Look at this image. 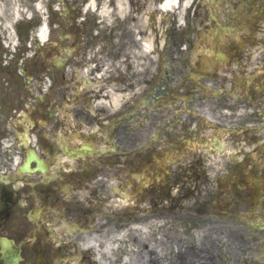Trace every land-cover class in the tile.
Returning <instances> with one entry per match:
<instances>
[{"label":"flooded vegetation","instance_id":"1","mask_svg":"<svg viewBox=\"0 0 264 264\" xmlns=\"http://www.w3.org/2000/svg\"><path fill=\"white\" fill-rule=\"evenodd\" d=\"M162 1L100 0L108 14L99 18L83 10L86 1L65 0V8L58 0L61 7L48 4L46 15L30 10L13 29V45L0 28V264H217L199 246L200 206L184 215L191 210L177 208L185 199L165 198V189H219L227 178L232 189L220 188V201L229 214L210 215L211 228L225 220L221 234L264 240V200L242 199L264 189V0H211L212 11L193 0L169 24ZM213 62L220 68L212 70ZM203 81L224 90L210 101L211 114L249 146L241 160L220 163L213 184L194 166L148 183L157 168L152 126L143 122L116 128V151L71 149L78 134L69 122L104 123L124 112L120 105L92 112L107 87L117 95L164 86L165 97L172 90L176 101L186 95L195 105ZM169 135L165 126L158 152L169 148ZM29 155L41 168L21 167ZM257 255L264 264V246Z\"/></svg>","mask_w":264,"mask_h":264},{"label":"bare ground","instance_id":"2","mask_svg":"<svg viewBox=\"0 0 264 264\" xmlns=\"http://www.w3.org/2000/svg\"><path fill=\"white\" fill-rule=\"evenodd\" d=\"M179 1L180 0H168L164 4L163 7L166 8V9L174 8ZM189 1L190 0H187L186 5H188ZM37 7H38L39 10L42 9V5L41 4H39ZM89 7H92V8L95 7L94 1L90 2ZM106 13H107V9L105 8V6H103L102 9H101V14L102 15H105ZM7 14H8L7 22L8 23H11V21L13 19H17L20 16H22L23 15V12L20 10V8H19V6L17 4L13 5L12 10H8L7 11L5 4L2 2V0H0V16L3 17V18H5ZM6 26L9 27V24H6ZM45 35H46V32H45V30H43L41 32V38L44 39L45 38Z\"/></svg>","mask_w":264,"mask_h":264},{"label":"rangeland","instance_id":"3","mask_svg":"<svg viewBox=\"0 0 264 264\" xmlns=\"http://www.w3.org/2000/svg\"><path fill=\"white\" fill-rule=\"evenodd\" d=\"M20 1H22V0H20ZM46 1H47V0H44L43 2L45 3ZM27 5L30 6L29 1L26 0L24 6L27 7ZM24 6H23V7H24ZM216 134H217V133H216ZM218 134H219V133H218ZM219 136L221 137L222 140L225 139V137H224L223 134H220ZM181 155H182L181 152H178V153H170V152H169L167 156H169V159H174V158H175V159H178L179 157H182ZM184 155H185V154H183V156H184ZM218 158H221V157L219 156ZM165 163H166V162H165ZM166 168H168V165H167ZM165 230H174V229L171 228V227H168V228L165 229Z\"/></svg>","mask_w":264,"mask_h":264}]
</instances>
